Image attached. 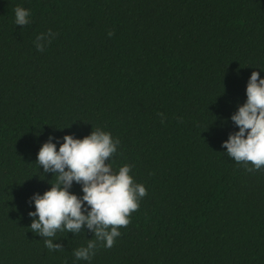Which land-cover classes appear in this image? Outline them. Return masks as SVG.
<instances>
[{
	"label": "trees",
	"instance_id": "16d2710c",
	"mask_svg": "<svg viewBox=\"0 0 264 264\" xmlns=\"http://www.w3.org/2000/svg\"><path fill=\"white\" fill-rule=\"evenodd\" d=\"M253 71L264 78V0H0V264H264V168L222 147ZM97 129L120 142L113 172L131 166L147 194L86 261L74 251L91 231H58L49 251L28 213L56 181L42 144Z\"/></svg>",
	"mask_w": 264,
	"mask_h": 264
},
{
	"label": "clouds",
	"instance_id": "9594fccd",
	"mask_svg": "<svg viewBox=\"0 0 264 264\" xmlns=\"http://www.w3.org/2000/svg\"><path fill=\"white\" fill-rule=\"evenodd\" d=\"M15 24L22 28L30 24V10L17 6ZM54 33L49 29L34 41L37 51H44ZM114 35L108 32V36ZM246 102L238 107L230 119L238 131L230 133L222 143L227 155L245 170L252 172L264 168V78L253 71L246 86ZM163 116V114H160ZM163 122V121H162ZM53 137L43 143L37 153V162L45 173L56 175L55 183L43 195L33 194L30 201L35 211L30 229L40 237L49 251L63 250V245L53 243L58 231L78 234L91 231L95 240H88L87 247L74 251L78 260H90L98 242L112 248L119 229L130 223L128 217L139 208V199L147 192L143 185L135 184L129 175L131 166L124 165L114 173L109 159L116 152L119 140L100 129L82 139L65 135L57 150ZM107 161V163H106ZM251 164L252 167H247ZM73 182L81 186L82 196L69 191Z\"/></svg>",
	"mask_w": 264,
	"mask_h": 264
}]
</instances>
